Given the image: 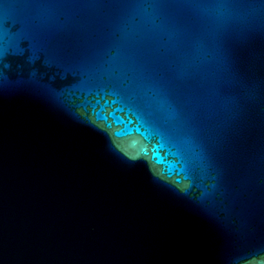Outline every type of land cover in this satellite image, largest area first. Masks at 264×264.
I'll use <instances>...</instances> for the list:
<instances>
[{
  "label": "water",
  "instance_id": "obj_1",
  "mask_svg": "<svg viewBox=\"0 0 264 264\" xmlns=\"http://www.w3.org/2000/svg\"><path fill=\"white\" fill-rule=\"evenodd\" d=\"M253 251L264 0H0V264Z\"/></svg>",
  "mask_w": 264,
  "mask_h": 264
},
{
  "label": "snow or ice",
  "instance_id": "obj_2",
  "mask_svg": "<svg viewBox=\"0 0 264 264\" xmlns=\"http://www.w3.org/2000/svg\"><path fill=\"white\" fill-rule=\"evenodd\" d=\"M237 264H264V251L243 253L239 256Z\"/></svg>",
  "mask_w": 264,
  "mask_h": 264
}]
</instances>
